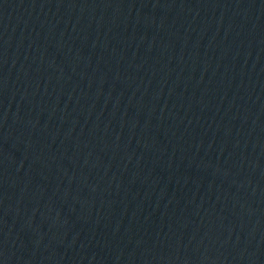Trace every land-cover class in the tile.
<instances>
[{
    "label": "water",
    "instance_id": "water-1",
    "mask_svg": "<svg viewBox=\"0 0 264 264\" xmlns=\"http://www.w3.org/2000/svg\"><path fill=\"white\" fill-rule=\"evenodd\" d=\"M0 264H264V0H0Z\"/></svg>",
    "mask_w": 264,
    "mask_h": 264
}]
</instances>
